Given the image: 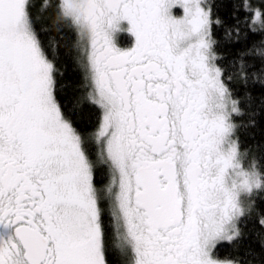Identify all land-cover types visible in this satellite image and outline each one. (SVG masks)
I'll use <instances>...</instances> for the list:
<instances>
[{
    "label": "snow or ice",
    "instance_id": "6c2138e0",
    "mask_svg": "<svg viewBox=\"0 0 264 264\" xmlns=\"http://www.w3.org/2000/svg\"><path fill=\"white\" fill-rule=\"evenodd\" d=\"M0 264H264V0H0Z\"/></svg>",
    "mask_w": 264,
    "mask_h": 264
},
{
    "label": "flooded vegetation",
    "instance_id": "af4514ba",
    "mask_svg": "<svg viewBox=\"0 0 264 264\" xmlns=\"http://www.w3.org/2000/svg\"><path fill=\"white\" fill-rule=\"evenodd\" d=\"M123 23H124V26H126V22H123ZM133 39H134V37H132L131 34H129L127 32H122L118 36L117 43L122 47L123 46H129Z\"/></svg>",
    "mask_w": 264,
    "mask_h": 264
}]
</instances>
